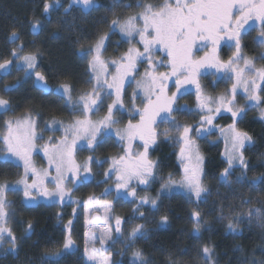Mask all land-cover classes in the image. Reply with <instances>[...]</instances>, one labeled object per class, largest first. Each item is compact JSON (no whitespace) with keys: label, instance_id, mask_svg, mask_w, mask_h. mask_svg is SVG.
Instances as JSON below:
<instances>
[{"label":"snow or ice","instance_id":"snow-or-ice-1","mask_svg":"<svg viewBox=\"0 0 264 264\" xmlns=\"http://www.w3.org/2000/svg\"><path fill=\"white\" fill-rule=\"evenodd\" d=\"M55 3L59 4V0H55ZM72 3L81 5L85 11L101 7L97 4V0H72ZM52 6L48 0H45L43 12L49 13ZM71 7L72 4L69 5V9ZM125 7L131 8L132 5L128 4ZM135 7L141 11L123 21L119 18L112 19L110 27L113 32L119 29L129 43L139 36L138 43L143 45V51L130 47L119 60H112L110 63L116 71L115 74H111L109 80L108 63L101 58L108 34L99 35L94 44H90L87 49L81 47L78 53L82 59L90 57L88 59L90 73L88 82L92 84L91 89L82 92L76 98L73 97L71 84L61 83L55 90L54 94L64 99L65 106L72 114L79 113L83 117L74 119L67 127H64V136L61 140L52 143L50 138L49 143L38 149L36 141L42 140L43 136L39 134L37 122L30 113L21 118L3 121L4 132L0 134V144L3 145V148H0V153H7V155L0 159L10 162L16 167L22 166L24 175L21 180L17 181V185H23L22 189L16 185H0V253L17 255L19 252L18 238L7 226L9 202L5 193L22 190L27 203L34 202L37 195L59 197L60 201H63L66 196L70 198L71 189L67 188V183L76 185L89 181L92 178L91 165L107 162L89 155L84 164H78L74 158L75 152L84 147L94 152L99 145L105 142L107 137L113 135L118 138V142L127 140L129 144L125 149V155L112 158V166L104 173V176L106 179H110L114 173L116 174L117 195L130 196L134 202L138 200L133 213H138L140 218L145 216V213L140 211L145 205H150L154 212L158 211L156 198L147 195L137 197L135 187L131 186L133 180L139 185L148 186L155 178L156 164L148 158L149 148L156 144L160 135L165 137L171 135L169 131L158 133L155 130L154 125L157 124L158 119L161 122L172 124L174 131L178 134L177 143L181 145L178 159L183 166V177L179 181V188L184 190L189 202H195L198 205L210 194L201 179L203 157L190 133L195 131L197 136H204L206 132L203 130V125H212L213 120L221 114L222 110L231 113L232 123L228 125V139H230L231 147L225 153L227 167L220 172L218 181L229 188L233 183L237 185L248 183L250 187L264 184V175L248 181L246 175L248 163L245 159L244 149L254 143V138L248 132L237 128V122L246 113L247 108L257 107L264 103V99L259 94L264 89L261 88L260 83H257V81L264 83V68H257L254 59L248 58L242 53V41L247 32L245 25L250 20L259 22L260 31L257 42L264 47V0H162L157 4L148 2V0H137ZM69 9H65V11L67 12ZM138 21H142V27H137ZM30 27L35 33L39 28V21L31 23ZM8 39L11 43L16 44L20 40L19 31L13 28ZM221 42L234 48L232 56L227 61H221L216 54ZM209 45H211V54H206L200 59L194 57V50L207 49ZM157 52L163 53L166 59L155 60L154 56ZM40 55L39 49L25 53V46L21 41L17 47L11 50L12 59L0 61V71L7 74L13 61H18L16 67L25 72L26 78L35 77L34 87H39L52 94L48 89L46 75L36 70ZM259 58L264 60V52L260 54ZM144 60L148 62V68L145 69L144 78L136 81L137 88L144 91V102L141 108L134 107L132 110L135 115H139V122L134 124L129 120L125 128L114 130V126L119 123L115 118V113L122 112L124 108L125 87L126 85L130 86L135 80L137 63ZM241 63L243 67H240ZM165 65L170 68V72H156L158 67ZM208 69H215L212 74L218 78L235 80L230 90L231 98L228 95L218 98L204 96L198 77L207 74ZM172 77H175L176 91L169 96L166 89ZM185 85H195L197 109L203 113L199 128L181 125L173 116L175 112L191 111L187 105L178 103L184 92L188 91ZM241 85H243V91L246 94L247 104L238 107L235 101L237 90ZM16 86L5 85L4 91L7 92ZM139 94L134 90L133 100ZM106 98L112 99V102L106 105V114L101 119L93 121L90 119V114L98 112L101 107L105 106ZM10 110V100L0 96V116ZM260 116L264 120V109H261ZM57 124L63 127V121L55 119L47 127L52 128ZM211 130L209 128L206 131L211 132ZM136 139L142 141L143 152H132L131 142ZM79 141H84V143H78ZM41 149L48 158L49 169H54L56 173L54 176L50 177L47 170L41 174L32 163V154ZM237 167L241 169V173L235 181H232L229 178ZM29 174L33 177L31 183H28ZM48 184L53 185L51 191ZM175 184L177 182L170 175L167 182L162 185L161 192L170 189ZM121 189L125 191L121 193ZM110 191L111 189H105V194ZM93 202L98 203V199L95 196H90L86 203ZM241 203L249 204L251 201L242 199ZM103 207L108 210L111 206L104 205ZM106 219L108 218L106 217ZM190 219L192 234L198 238L207 222L202 219V214L198 210H193L190 213ZM217 219L219 221L227 219L228 232L241 235L240 225L245 220L250 224L255 219L258 225L264 227V210L253 208L249 209L246 216L237 213L231 217H225L222 207L221 214ZM168 222V216L163 215L160 217L158 226L164 227ZM85 223L86 225L90 224V227L89 231L85 232V247L82 257L84 264H117L111 256H102V253L108 251L105 245L109 241L116 242L112 235L102 236L99 239L101 248L92 247L90 250L89 243L91 242L93 245L97 243L94 234L89 241V232L94 233L96 225L89 221ZM121 225L122 219L116 217L117 239L122 234ZM32 230L33 225L29 222L25 229V238H30ZM71 230L72 221L69 220L65 225L66 236L61 250L51 253L48 259L41 257L45 264H60L61 258L78 251L71 237ZM147 235L144 225L138 224L128 233L127 239L134 242L137 239L146 238ZM125 247L130 248L132 244L129 243ZM199 251L206 264H217V261L213 259L214 246L205 244ZM129 264H150V262L145 258L142 250L134 249L131 252ZM170 264H178V262L170 258ZM247 264H264V259H251Z\"/></svg>","mask_w":264,"mask_h":264},{"label":"trees","instance_id":"trees-1","mask_svg":"<svg viewBox=\"0 0 264 264\" xmlns=\"http://www.w3.org/2000/svg\"><path fill=\"white\" fill-rule=\"evenodd\" d=\"M108 1L97 0V4L101 7L85 11L81 6L73 4L72 0H59V4L55 3V0H48L53 6L49 13H44L43 4L45 0H0V61L12 59L10 52L21 41L24 43L25 53L39 49L41 55L38 57L36 70L46 75L47 85L52 93L34 87L33 80L35 77L26 78L25 72L18 70L16 67L19 62L13 61L9 72L0 75V96L11 102V110L0 116V134L4 132V120L15 119L20 115L32 113L36 115L34 119L37 122L39 134L46 133L48 135L45 141H50L51 138V142H53L60 138V130L50 132L46 128V121L55 119L64 122L65 119L62 118L68 116V111L70 112L69 108L65 106L64 99L54 94L55 90L61 83L71 84L73 97L76 98L82 92L90 90L92 86L88 82L90 75L88 59L90 57L87 59L80 57L78 48L75 49V41L80 42L79 44L86 41L87 45L84 42L83 48L87 49L90 44L95 43L99 35L108 34V39L102 50L103 56L101 57L108 63L109 71L114 67L110 62L119 60L130 47L143 51V45L138 43V36L129 43L122 36L119 29L113 32L110 27L112 19L119 18L123 21L134 15L137 0ZM148 2L157 4L154 0H148ZM70 4H72V7L69 9ZM128 4H131L132 7H125ZM65 9L69 10L66 12ZM132 9H135V11L132 12ZM36 21H39V28L33 33L30 25ZM68 25H70V31L66 29ZM74 25L82 28L77 29ZM137 27H142V24L137 22ZM13 28H16L20 34V40L16 44L11 43L8 39ZM259 31L260 26L259 28L255 26L247 30L242 41V53L244 56L254 59L255 65L261 68V66L264 67V61L260 66L256 61L262 52V46L257 42ZM209 51L211 52V49H196L194 50V57L198 59L209 54ZM219 52V59L227 61L232 56L234 49L222 45ZM154 59L166 58L160 52H157ZM82 61L83 68L81 69L80 66L79 74L75 73V68L78 67L77 64L79 65V62ZM61 66L68 68L69 71L64 78L71 79L69 77L72 76L76 80V84L75 82L62 81ZM146 68H148L146 60L137 63L134 81L143 77ZM156 72H170V68L167 65L160 66L156 69ZM174 80L175 77H172L168 82L169 86L166 91L169 96L176 90ZM215 80L225 83L220 84L221 82ZM134 81L130 86L126 85L125 87V94L123 95L125 107L122 112L115 113V118L119 123L114 126V130L124 128L129 122L128 114L130 112L127 107L132 104L129 94L132 92ZM199 83L205 96L218 98L228 95L231 98L230 90L233 81L229 79L203 76ZM5 85L17 86L5 92ZM261 88L264 89V83H262ZM259 94L264 99V90H261ZM244 98L246 99L245 95ZM196 99V95L192 92L181 96L178 103L187 105L191 111L173 113L174 117H181L179 118L181 119L179 124L187 125V123H190L189 126L196 124L195 122L200 117V112L196 111ZM245 99L237 95L235 104H242ZM111 102L112 99L106 98L105 106L90 117L97 116L101 119L107 112L106 105ZM52 104L62 107L63 110L65 108V112H56ZM258 108L260 110L264 109V103L260 104ZM69 116V119H74L79 117L80 114L71 113ZM228 116H217L216 126L221 125L222 127L225 120L227 121L228 118L230 120ZM137 118V116H132V123L137 122ZM229 120L228 124L230 123ZM163 123L165 124V122H157L154 125L157 132H159V128ZM237 128L248 132L254 138V143L244 149L245 159L248 163L246 175L250 182L254 178L264 175V121L261 118L258 119V114L252 107L238 120ZM166 139H161L159 136L156 144H167L172 150H175L170 144L172 139L170 137ZM208 140V137L201 140L200 148L204 158L203 184L209 189L210 194L198 205L195 202H189L187 196L161 193V187L167 182L169 176L171 175L172 179L177 181L178 179L174 178L181 174V169L179 162L176 163L177 154L173 155L176 165H172V162L167 160L168 151L166 146L162 150H157L156 144L150 146L148 158L156 164L155 178L150 182L146 191L137 187L135 189L137 197L147 195L156 198L159 210L154 212L151 210L150 205H145L140 209L145 213L143 218H140L138 213H133L138 200L134 202L132 197L118 198L115 189L105 194V189L112 188L115 182L113 175L110 179H106L104 173L112 166V158L125 155L124 144L118 142V138L113 135L107 137L105 142L99 145L94 152L86 147L79 148L75 153L77 163L84 164L89 155L107 162L103 164L93 163L91 165L92 178L89 181L78 183L74 189L72 188L70 202L62 205H48L45 203V205L38 204L27 207L23 205L22 196H19L20 192L13 191L14 196H9L7 226L12 229L18 238L19 252L17 255L12 254L5 257H2L3 253H0V264H45L41 257L48 259L51 253L61 250L66 236L65 225L69 220L72 221L71 237L78 251L75 254L61 258L60 264H84L82 257L85 247V232L89 231L90 227V224L86 225V221L96 225L94 233L89 232V241H91L94 234L97 243L93 245L90 242L89 249L91 250L92 247L101 248L99 239L104 235L111 234L116 242L109 241L105 245L108 251L102 253V256H111L117 264H129L131 252L134 249L142 250L150 264H170V258L177 261L178 264H206L199 251L201 246L205 244L214 246L213 259L217 261V264H242V262L247 264L251 259H264V227L258 225L255 219L250 224L245 220L240 225L241 235L228 232L227 219L222 221L217 219L221 214L222 207L225 217H231L237 213L246 216L249 209L253 208L264 210V184L250 187L248 183L244 185L233 183L231 188L221 184L218 181V176L227 167L222 156V146L219 142ZM45 141L37 140V146H42ZM133 150L134 153L143 152L142 141L139 140L136 145L134 144ZM39 154L41 152H35L34 157H38ZM170 164L171 166H169ZM17 169L9 162L0 161V185H4V181H7L8 185H13L15 181L12 178L13 174L17 173ZM240 173L241 169L239 167L235 168L229 179L235 181ZM157 177L163 180L159 181ZM10 192L7 191L5 195H11ZM90 196H95L98 203H86ZM242 199L250 200L251 203L243 204L241 203ZM104 205H110L111 207L106 210L103 207ZM193 210L200 211L202 219L207 222L198 238L192 234L190 213ZM163 215L168 216L169 222L166 226L159 227L160 217ZM116 217L122 219V234L119 239H117L115 233ZM29 222L33 225L32 235L30 238H25V229ZM138 224L144 225L145 231L148 233L147 237L137 239L134 242L128 241V233ZM129 243L132 244V247L126 248L125 246ZM54 247L55 249H53ZM51 258L56 259L55 257Z\"/></svg>","mask_w":264,"mask_h":264},{"label":"rangeland","instance_id":"rangeland-1","mask_svg":"<svg viewBox=\"0 0 264 264\" xmlns=\"http://www.w3.org/2000/svg\"><path fill=\"white\" fill-rule=\"evenodd\" d=\"M108 0H106V2H107ZM155 1V3H161L162 2V0H154ZM108 2H111V1H108ZM79 6H81V5H79ZM82 7V6H81ZM110 11H111V9H110ZM135 11V9H132V12H134ZM139 11H141V9H139V8H136V11L134 12V15L136 14V13H138ZM139 23H141L142 24V21H138ZM70 25H68V27L66 28L68 31H70L71 30V28L69 27ZM77 29H79V28H82L81 26L80 27H78L77 25H74ZM257 27V28H259V22L258 21H255V20H250L249 22H248V24H246L245 25V28L247 29V30H250V29H252L253 27ZM139 37V36H138ZM76 43V47H75V49L76 48H78V50H79V52H80V49H81V47H84L83 45L84 44H86L87 45V42L86 41H83V42H81V44H79L78 43V41H75ZM85 42V43H84ZM84 43V44H83ZM222 45H224V46H228L227 44H225L224 42H221V46ZM75 46V45H74ZM220 46V47H221ZM220 47L217 49V56L219 55V51H220ZM208 50H210L211 49V47H210V45H209V47L207 48ZM234 49V48H233ZM262 52H264V47H262V50H261ZM261 52V53H262ZM161 53V52H160ZM163 56H164V54L163 53H161ZM209 54H211V52L209 51ZM102 56H103V54H102ZM165 57V56H164ZM202 57H204V56H202ZM202 57H200V58H202ZM260 56H258V58H257V63H258V66H260L261 65V63H262V61H264V60H262V59H260L259 58ZM102 58V57H101ZM166 58V57H165ZM200 58H198V59H200ZM102 60H104L105 61V59H103L102 58ZM77 68H75V73H78L79 74V71L83 68V61L82 62H79V65L77 64ZM80 66H81V69H80ZM240 67H243V64L241 63L240 64ZM257 67V66H256ZM258 68V67H257ZM261 68H264L263 66H261ZM61 69H62V75H63V78H61L62 79V81H70V83H72V82H75V84L77 83L76 82V80H74V78L72 77V76H70L69 78H71V79H73V80H71V79H65L64 77H65V75L66 74H68L69 73V71H68V68H64L63 66H61ZM88 70H89V67H88ZM111 71H109V69H108V73L110 74L109 75V80L111 79V74H115V71H116V69H115V67H113L112 69H110ZM203 71V70H202ZM215 72V69H208L207 70V74H205V75H201L200 77H198V79L200 80L203 76H210V77H218V76H216V75H213L212 73H214ZM5 73L3 72V71H0V75H4ZM90 74V73H89ZM142 78H144V75H143V77ZM142 78L141 79H138L137 81H140V80H142ZM89 79H90V75H89ZM221 79H227V78H221ZM216 82H221L220 80H215ZM231 81H233V83L235 82V80L234 79H232ZM93 83H94V81H93ZM225 82H221L220 84H224ZM257 83H260L261 84V87H262V82H260V81H257ZM200 84V83H199ZM133 89H132V92L129 94V99H130V102L132 103L131 105L129 104L128 105V107H127V110L130 112V114H128V117H129V120H131L132 119V116L133 117H138L137 118V122H134V124L135 123H138L139 122V119H140V117H139V115H135L134 113H133V108L135 107L136 109H139V108H141L142 106H143V102H144V91H143V89H139V88H137V83H136V81H134V83H133ZM92 87V86H91ZM185 88H187L188 89V91H186V92H184V94H189V92H192V93H194L195 95H196V89H195V85H185ZM49 89V88H48ZM134 90H136V91H138L140 94H139V96H137V98H135V100H133V91ZM176 91V90H175ZM182 91H183V89H182ZM237 95L239 96H241L243 99H245L244 98V95L246 96V94L244 93V91H243V85H241L239 88H238V90H237ZM260 93V92H259ZM183 94V95H184ZM205 96V95H204ZM207 97V96H206ZM196 102H197V99H196ZM247 104V99H245L244 101H243V103L242 104H239V105H236V106H244V105H246ZM52 107L56 110V112H59V111H64L65 112V108H64V110H63V108L62 107H60V106H57V105H54V104H52ZM124 107H125V105H124ZM250 108H252V107H249V108H247V110L246 111H248V110H250ZM254 109H255V112H257V114H258V119H260L261 118V116H260V112H261V110L258 108V106L257 107H253ZM68 111V110H67ZM196 111H198V112H200L198 109H196ZM28 114V113H27ZM31 115H32V117L33 118H36V115H34V114H32V113H30ZM71 113L68 111V116H66V117H63L62 119H65L64 120V122H63V127L60 125H54L52 128H49V127H46L50 132H54V131H57V130H60V138L58 139V140H56V141H53L52 143H56V142H58L59 140H61L62 138H63V136H64V127H67L74 119H78V118H83L81 115L79 116V117H76V118H74V119H69L70 118V115ZM92 114H90V116H91ZM203 115V113H201L200 112V117H199V119H197L198 121L197 122H195L196 124L194 125V126H192L193 128H199L200 126H201V116ZM223 115H229L228 117H230V120H229V118H228V120L230 121V123L228 124L227 122H228V120L226 121H224L223 123H225V124H222L223 126L221 127V125H219V126H216V118L213 120V123H212V125H207V124H204L203 125V130L206 132V134L204 135V136H197L196 135V133H195V131L194 132H192V133H190V135L192 136V138L195 140V142H196V146L198 147V149H199V153H200V155L203 157V154H202V151H201V148H200V145H201V140H203L205 137H208L209 138V140L210 141H215V142H219L220 144H221V146H222V156H223V159H224V162L226 163V156H225V153H226V151L228 150V149H230V147H231V143H230V139H228V136H229V132H228V126L227 125H230L231 123H232V118H231V113H228V112H224L223 110L221 111V114L220 115H218L219 117H221V116H223ZM23 116H25V115H20V116H18V118H21V117H23ZM128 117H127V120H128ZM177 117V118H176ZM217 117V116H216ZM175 118V120L178 122V123H180L181 122V119H179V118H181V117H178V116H175L174 117ZM90 119H92L93 121H97V120H99L100 118L99 117H90ZM264 121V120H263ZM51 122V120H49V121H46V126L49 124ZM157 122H160V123H162L159 119L157 120ZM227 123V124H226ZM187 125L189 126L190 125V123L188 124L187 123ZM127 126V125H126ZM126 126H124V128L126 127ZM209 128H211L212 130H211V132H207L206 130L207 129H209ZM53 129H55V130H53ZM123 129V128H122ZM223 129V131H221ZM165 131H169L170 133H171V135L169 136L171 139H172V141H170L171 143V145H172V147L175 149V150H177V151H175V150H172V148L171 147H169L167 144L165 145V144H156V149L157 150H162V149H165V146H166V150L168 151V157H167V160H169V161H171L172 162V165H176V163H178L179 162V165H180V169H181V174L180 175H178L177 177H175L174 179H178L176 182H177V184H175V185H172L171 187H170V189H168V190H165V191H163V192H161L162 194H166V195H168V194H176V195H183V196H186V194L184 193V190L183 189H181V188H179V181L182 179V177H183V166L181 165V163H180V160L178 159V156H179V152H180V144L179 143H177V140H178V134L174 131V126L172 125V124H170V123H168V122H165V124L163 123V125L159 128V132L158 133H164ZM42 136H43V139L41 140V142H43V141H45V139L48 137V135L46 134V133H40ZM160 137H161V139H166L167 137H165V136H163V135H160ZM167 140V139H166ZM208 140V141H209ZM138 141H139V139H136V140H134V141H132L131 142V146H132V152L134 153V150H133V145L135 144L136 145V143H138ZM227 141V142H226ZM167 142V141H166ZM47 143H49V141H45V143H43V145L44 144H47ZM78 143H81V144H83L84 143V141H79ZM122 143L124 144V146H125V149H127L128 148V144H129V142L127 141V140H125V141H122ZM41 146V145H40ZM40 146L38 147V149H40ZM0 148H3V145L2 144H0ZM38 152H41V154H39V156L38 157H34V153L32 154V163H33V165L35 166V168L37 169V171L38 172H40L41 174H43V172L45 171V170H47L48 172H49V176L51 177V176H54L56 173H55V171H54V169H49V164H48V158L44 155V152H43V150L41 149V150H39V151H37L36 153H38ZM76 153V152H75ZM176 155L177 154V161H176V163H175V161H174V158H173V155ZM4 155H7V153H0V157H3ZM75 158V157H74ZM0 161H2V162H4L2 159H0ZM10 163V162H9ZM12 164V163H11ZM79 164V163H78ZM227 165V164H226ZM169 166H171V164L169 165ZM16 167V166H15ZM202 169L204 168V158H203V164H202ZM18 169V171H17V173L15 172V174H13V178L12 179H14V184H13V180H12V184L13 185H16L18 188H20V189H22L23 188V185H17V181H19V180H21V178L23 177V175H24V171H23V167L21 166V167H17ZM204 170V169H203ZM32 179H33V177L31 176V174H29V177H28V183H31L32 182ZM201 179H202V181H203V174H202V177H201ZM113 180H114V182H115V185L112 187V188H110L111 190H113V189H115L116 190V174L114 173L113 174ZM157 180H163L162 178H160V177H157ZM3 184H7L8 185V183H7V181H4L3 182ZM134 184V185H133ZM78 184H76V185H74V184H72V183H67V188L68 189H74V187H76ZM131 186L132 187H137V188H139V189H145V186L144 185H139L135 180H133L132 182H131ZM48 188H49V190L51 191L52 189H53V185H51V184H48ZM108 189H109V187H108ZM125 190L124 189H121L120 190V192L121 193H123ZM20 193V197L22 196V199H23V205L24 206H27V207H29V206H35V205H38V204H44L45 205V203L46 204H48V205H53V204H56V205H62V204H65V203H68V202H70V200H71V198H69V196H66L65 198H64V200L63 201H60L59 200V197H55V198H51V197H44V196H40V195H37V197H36V200L34 201V202H32V203H27V202H25V197H24V195H23V191L22 190H20L19 191ZM10 194L11 195H7L6 196V198H7V201L8 202H10V198H9V196H14V192L13 191H11L10 192ZM35 194V193H34ZM116 194H117V191H116ZM118 196V195H117ZM118 198H122V199H126V198H130V196H128V197H124L123 195H121V196H118ZM5 246H7V245H5ZM53 249H55V247L53 248Z\"/></svg>","mask_w":264,"mask_h":264},{"label":"flooded vegetation","instance_id":"flooded-vegetation-1","mask_svg":"<svg viewBox=\"0 0 264 264\" xmlns=\"http://www.w3.org/2000/svg\"><path fill=\"white\" fill-rule=\"evenodd\" d=\"M146 189H148V186H145V191H146ZM7 255H12V254H7ZM7 255L2 254V257H5V256H7ZM0 256H1V255H0Z\"/></svg>","mask_w":264,"mask_h":264}]
</instances>
